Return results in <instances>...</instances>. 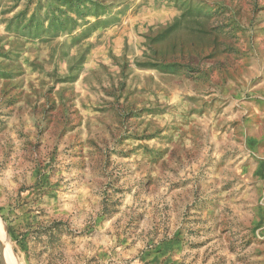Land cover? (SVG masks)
<instances>
[{
    "label": "rangeland",
    "instance_id": "rangeland-1",
    "mask_svg": "<svg viewBox=\"0 0 264 264\" xmlns=\"http://www.w3.org/2000/svg\"><path fill=\"white\" fill-rule=\"evenodd\" d=\"M0 230V264H264V0H0Z\"/></svg>",
    "mask_w": 264,
    "mask_h": 264
},
{
    "label": "water",
    "instance_id": "water-1",
    "mask_svg": "<svg viewBox=\"0 0 264 264\" xmlns=\"http://www.w3.org/2000/svg\"><path fill=\"white\" fill-rule=\"evenodd\" d=\"M0 251H1L2 255H3V257H4V248H3V245L1 243H0Z\"/></svg>",
    "mask_w": 264,
    "mask_h": 264
},
{
    "label": "bare ground",
    "instance_id": "bare-ground-1",
    "mask_svg": "<svg viewBox=\"0 0 264 264\" xmlns=\"http://www.w3.org/2000/svg\"><path fill=\"white\" fill-rule=\"evenodd\" d=\"M0 240L1 241H3V235H2V233H1V230H0ZM5 249V248H4ZM6 251V250H5ZM5 251H4V253H5ZM18 262V261H17ZM11 264V263H10Z\"/></svg>",
    "mask_w": 264,
    "mask_h": 264
}]
</instances>
